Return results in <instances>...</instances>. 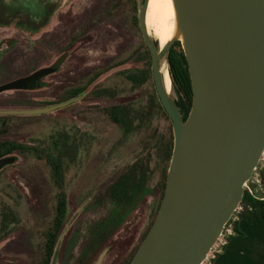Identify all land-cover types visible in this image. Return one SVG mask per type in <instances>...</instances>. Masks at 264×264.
<instances>
[{
    "label": "rangeland",
    "instance_id": "obj_1",
    "mask_svg": "<svg viewBox=\"0 0 264 264\" xmlns=\"http://www.w3.org/2000/svg\"><path fill=\"white\" fill-rule=\"evenodd\" d=\"M111 1L68 0L49 27L36 35L0 29V73L28 74L52 66L61 56L66 59L44 86L1 93L0 111L63 104L73 99L67 100L71 90L80 91L76 101L46 115H0L16 119L6 134L0 126V141L53 149L55 155L54 144L66 145L62 163L68 214L55 264H77L92 225L111 209L98 204V194L131 163L150 164L152 187L159 180L155 168L159 142L153 130L166 122L158 116L148 54L136 31L130 30L131 16L98 20ZM142 2L136 0L138 12ZM142 72L149 78L134 85L129 77L137 78ZM14 78L0 75V84ZM172 88L170 95L176 101ZM151 102L157 105L153 117L147 109ZM114 107L123 108L133 119L128 134L106 116L105 110ZM12 156L17 161L0 170V264H39L41 232L51 220L56 189L49 168L35 154ZM155 202L150 196L144 198L88 264H122L137 247ZM4 215L12 223L3 224Z\"/></svg>",
    "mask_w": 264,
    "mask_h": 264
},
{
    "label": "water",
    "instance_id": "obj_2",
    "mask_svg": "<svg viewBox=\"0 0 264 264\" xmlns=\"http://www.w3.org/2000/svg\"><path fill=\"white\" fill-rule=\"evenodd\" d=\"M172 1L177 33L163 48L147 34L148 0L138 14L154 91L170 119L173 143L157 215L129 264H204L264 152V0ZM176 42L184 51L192 87L185 120L160 74ZM62 62L61 57L0 92L38 89L41 77L54 73ZM77 99L2 110L0 115H46ZM16 161L15 156L0 158V170Z\"/></svg>",
    "mask_w": 264,
    "mask_h": 264
},
{
    "label": "trees",
    "instance_id": "obj_3",
    "mask_svg": "<svg viewBox=\"0 0 264 264\" xmlns=\"http://www.w3.org/2000/svg\"><path fill=\"white\" fill-rule=\"evenodd\" d=\"M103 14L104 15L102 17L100 16L98 20L102 21L105 17L107 18L110 16H131L130 30L136 31L140 41L143 43L146 53L148 54L147 66L151 68L149 48L143 42L139 34L138 22L136 19L138 14L136 0H112ZM183 52L181 44L176 42L173 47H171L170 52H168L166 60L173 87L172 89L177 96V108L183 120H185L192 106V87L188 74L187 62ZM149 71L150 70H148V72ZM149 76L151 79V75ZM129 78L134 85H142L149 77L147 73L142 72L137 78L134 76ZM79 92L78 89L71 90L67 100L76 97ZM156 106V104L151 102V105L147 107L148 112H151L153 117L158 107L159 119L161 118L160 120L166 122L165 125L155 127L153 130V136H155L156 139L158 138L159 142L158 160L156 161L155 167L159 172V180L154 187H152L151 182L154 177V170L151 168L150 164L146 163L147 165H144L142 160H136L133 164L131 163L125 168L116 179H113L103 188L98 194L97 202L100 205H111V209L101 221L92 225L90 233H88V240L82 247L83 251H81V256L77 264H88L90 258L97 255L98 252L103 249L107 241L117 232L120 226L124 224L127 217L135 213L137 207L147 196L154 198L156 201L153 216L148 220L147 227L141 235L137 247L129 254L128 258L122 264H129L131 262L145 235L150 230L164 195L167 168L171 160L173 143L170 119L161 108L160 103H158L157 107ZM105 114L115 126L124 132V134L130 132L134 122L133 119L130 118L129 113L123 108H109L105 110ZM15 120L16 119L5 117L0 118V126L2 127L3 133L6 134V132L12 128ZM65 149L66 145L64 142L61 144H54V150L57 151V155H55L53 154V149H36L13 141H0V157L4 156V158H6L12 156L16 152L24 156L35 154L50 170V178L56 189V193L54 195V207L51 220L47 228L41 232L42 245L39 264H53L55 262L59 238L61 232H63L68 214L66 194L64 191L65 172L62 163V157L64 156L62 154ZM260 178L261 187L264 192V169L260 172ZM240 206L242 210L238 214V220L233 223L234 236L230 237L229 240L234 237L244 236L238 229V223L240 221L246 226L256 223L259 225L264 224V200H260L257 195L251 194L248 190H245ZM4 219L3 224L12 223L8 216L4 215Z\"/></svg>",
    "mask_w": 264,
    "mask_h": 264
},
{
    "label": "flooded vegetation",
    "instance_id": "obj_4",
    "mask_svg": "<svg viewBox=\"0 0 264 264\" xmlns=\"http://www.w3.org/2000/svg\"><path fill=\"white\" fill-rule=\"evenodd\" d=\"M67 1L68 0H0V29H7V30L12 29L20 33H26L27 35H36L38 33H41L43 30H46L49 27L55 14L59 12V10L67 3ZM138 14H137V22H138ZM61 57H59V59ZM65 60L66 59H63V62L60 63V66L57 68V70L54 73L59 71L60 67L63 66ZM57 61L58 59L55 61V63ZM6 67L8 66L6 65ZM15 69L12 68L11 70L14 71ZM38 69L28 74L0 73L1 76L17 77L8 82H4L3 84H0V88L4 85L11 84L12 82L18 79L30 78L32 74ZM54 73L45 77H41L42 78L41 82L43 83L42 86L45 85L44 80L49 76L53 75ZM32 90L35 89L26 90V92ZM5 91L6 90L1 91L0 94ZM7 91H22V90H7Z\"/></svg>",
    "mask_w": 264,
    "mask_h": 264
},
{
    "label": "crops",
    "instance_id": "obj_5",
    "mask_svg": "<svg viewBox=\"0 0 264 264\" xmlns=\"http://www.w3.org/2000/svg\"><path fill=\"white\" fill-rule=\"evenodd\" d=\"M238 229L244 236L230 239L211 264H264V224L246 226L240 221Z\"/></svg>",
    "mask_w": 264,
    "mask_h": 264
},
{
    "label": "bare ground",
    "instance_id": "obj_6",
    "mask_svg": "<svg viewBox=\"0 0 264 264\" xmlns=\"http://www.w3.org/2000/svg\"><path fill=\"white\" fill-rule=\"evenodd\" d=\"M172 0H148L145 24L148 36L156 41L160 48L176 36V18ZM168 65H162L160 74L165 92L170 95L171 79Z\"/></svg>",
    "mask_w": 264,
    "mask_h": 264
},
{
    "label": "built area",
    "instance_id": "obj_7",
    "mask_svg": "<svg viewBox=\"0 0 264 264\" xmlns=\"http://www.w3.org/2000/svg\"><path fill=\"white\" fill-rule=\"evenodd\" d=\"M264 169V152L262 153L259 164L254 169L251 180L246 185V190H248L251 194L257 195L260 200H264V192L261 187V178L260 172ZM242 210L239 205L232 218L228 221V223L224 226L223 232L217 238L215 245L213 246L210 254H208L207 260L204 264H209L210 261L214 260V258L223 252L224 248L228 244V240L230 237L234 236L233 223L238 220V214Z\"/></svg>",
    "mask_w": 264,
    "mask_h": 264
}]
</instances>
